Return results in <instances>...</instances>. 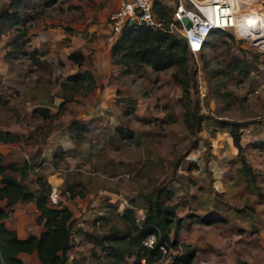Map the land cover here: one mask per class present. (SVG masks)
Segmentation results:
<instances>
[{
  "label": "rangeland",
  "instance_id": "374dc122",
  "mask_svg": "<svg viewBox=\"0 0 264 264\" xmlns=\"http://www.w3.org/2000/svg\"><path fill=\"white\" fill-rule=\"evenodd\" d=\"M118 2L0 4V130L21 136L0 142V161L38 164L49 204L70 209L64 264H108L106 250L87 234L124 228V208L141 219L158 187L180 218L169 231L177 244L162 264H182L174 257L187 247L194 251L189 264H264V51L231 29L213 30L196 55L186 56L183 94L176 66L154 71L140 63L125 73L110 56L116 35L106 19ZM69 52L82 54L80 66L67 60ZM76 70L92 74L91 89L60 86ZM115 127L132 137H119ZM229 128L239 133L241 156ZM12 174L33 186L31 173ZM213 213L223 221L191 220ZM36 214L32 202L19 200L4 223L16 237L37 234ZM21 259L41 264L34 253Z\"/></svg>",
  "mask_w": 264,
  "mask_h": 264
},
{
  "label": "trees",
  "instance_id": "16d2710c",
  "mask_svg": "<svg viewBox=\"0 0 264 264\" xmlns=\"http://www.w3.org/2000/svg\"><path fill=\"white\" fill-rule=\"evenodd\" d=\"M152 3L157 15L165 18L167 9L156 0H152ZM2 15L6 14L2 12ZM205 42L206 40L204 44ZM109 51L110 56L123 66L122 72L125 73L129 71L130 66H136L140 63L149 66L154 71L172 65L176 66L181 72V76L178 78L175 75L174 78L180 85L183 94H188V79L185 71L188 51L184 41L179 36L129 24L123 26L114 38ZM25 53L32 55L36 53V49L33 48ZM66 58L77 66L81 65L83 59L80 52H69ZM233 67L238 71L241 70L238 61ZM85 79L87 82L83 84ZM92 79V74L88 70H76L67 74L60 86L72 91L82 87L87 91L93 85ZM66 99V96L61 97L58 105H62ZM41 114L46 115V110H42ZM183 115L186 126H190L191 115L187 111ZM234 123L226 122V125ZM114 130L121 138H131L133 135L131 130L121 127H115ZM228 131L232 144L240 155L239 133L231 128ZM19 140H21V136L18 134L10 133L8 130H0L1 143ZM239 159L244 166H248L243 157ZM35 165L38 164L29 163L27 160H23L19 164L12 161L6 163L0 161V264H24L19 253H34L41 264L65 263L66 252L71 245V232L69 230L71 211L64 205L53 206L49 204V185L45 176L33 169ZM14 172L19 175V178H24L31 173L34 176L31 178L33 186L30 187L17 179L12 174ZM163 190L161 187L156 188L154 195L146 200L142 208L143 216L141 219L137 220L131 209L124 208V216L127 218L124 228L110 227L104 233L87 234L94 244L106 250L110 259L108 264H135L141 256H144L146 260H156L160 256L157 248H145L141 245V240L152 233L156 235V245L164 241L168 246H176V236L169 239V231L173 224H179L180 218L176 215L175 206L165 202L167 194ZM74 194L80 195L81 192L69 189V195ZM19 200L32 202L34 205L37 211L34 220L41 226L37 234L31 233L20 238L13 236L11 230L6 227L4 219L11 212L12 205ZM191 215L194 216L191 220L206 225L223 221L220 216L214 215V213L201 217L196 214ZM193 255V248L187 247L180 255L174 257V261L189 264Z\"/></svg>",
  "mask_w": 264,
  "mask_h": 264
},
{
  "label": "built area",
  "instance_id": "2783aa9c",
  "mask_svg": "<svg viewBox=\"0 0 264 264\" xmlns=\"http://www.w3.org/2000/svg\"><path fill=\"white\" fill-rule=\"evenodd\" d=\"M5 0H0V4ZM167 9L165 18H161L153 9L152 0H119L107 15L109 29L116 36L123 26L132 24L144 26L161 32L179 36L185 43L190 55H196L203 47L204 41L213 30L231 29L234 36L245 40L260 51H264V15L262 21L244 24L240 19L250 11L258 8L264 11L261 0H156ZM189 25L185 27L182 18ZM145 248H154L160 252L156 260H146L144 256L135 264H162L168 254L169 246L162 241L156 245V235H147L141 240Z\"/></svg>",
  "mask_w": 264,
  "mask_h": 264
},
{
  "label": "bare ground",
  "instance_id": "6f19581e",
  "mask_svg": "<svg viewBox=\"0 0 264 264\" xmlns=\"http://www.w3.org/2000/svg\"><path fill=\"white\" fill-rule=\"evenodd\" d=\"M250 11L249 16L248 14H245V18L240 19L244 24H251L253 22H260L262 21V15H264V11L260 10L258 12V8H248Z\"/></svg>",
  "mask_w": 264,
  "mask_h": 264
},
{
  "label": "water",
  "instance_id": "95a60500",
  "mask_svg": "<svg viewBox=\"0 0 264 264\" xmlns=\"http://www.w3.org/2000/svg\"><path fill=\"white\" fill-rule=\"evenodd\" d=\"M182 21H183V22H185V24H184V25H185V27H187V26L189 25V22H188V21H186V18H184V17H183V18H182ZM11 233H12V235H13V236H15V234H14V232H13V231H11Z\"/></svg>",
  "mask_w": 264,
  "mask_h": 264
},
{
  "label": "crops",
  "instance_id": "0c3cea01",
  "mask_svg": "<svg viewBox=\"0 0 264 264\" xmlns=\"http://www.w3.org/2000/svg\"><path fill=\"white\" fill-rule=\"evenodd\" d=\"M22 254H23V253H19V256L21 257Z\"/></svg>",
  "mask_w": 264,
  "mask_h": 264
}]
</instances>
